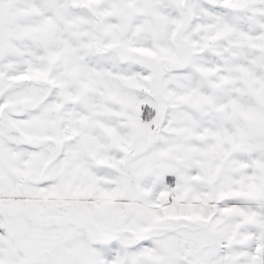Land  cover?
<instances>
[{
	"label": "snow or ice",
	"instance_id": "snow-or-ice-1",
	"mask_svg": "<svg viewBox=\"0 0 264 264\" xmlns=\"http://www.w3.org/2000/svg\"><path fill=\"white\" fill-rule=\"evenodd\" d=\"M0 264H264V0H0Z\"/></svg>",
	"mask_w": 264,
	"mask_h": 264
}]
</instances>
